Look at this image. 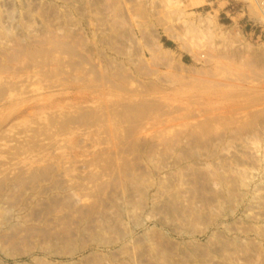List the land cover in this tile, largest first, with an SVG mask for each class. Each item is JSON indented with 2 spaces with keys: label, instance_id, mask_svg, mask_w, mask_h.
<instances>
[{
  "label": "rangeland",
  "instance_id": "obj_1",
  "mask_svg": "<svg viewBox=\"0 0 264 264\" xmlns=\"http://www.w3.org/2000/svg\"><path fill=\"white\" fill-rule=\"evenodd\" d=\"M0 264H264V0H0Z\"/></svg>",
  "mask_w": 264,
  "mask_h": 264
}]
</instances>
